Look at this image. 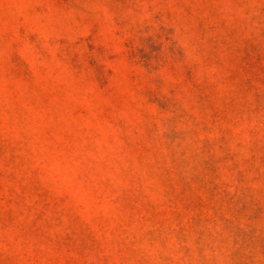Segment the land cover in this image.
<instances>
[{"label": "rangeland", "instance_id": "rangeland-1", "mask_svg": "<svg viewBox=\"0 0 264 264\" xmlns=\"http://www.w3.org/2000/svg\"><path fill=\"white\" fill-rule=\"evenodd\" d=\"M0 264H264V0H0Z\"/></svg>", "mask_w": 264, "mask_h": 264}]
</instances>
